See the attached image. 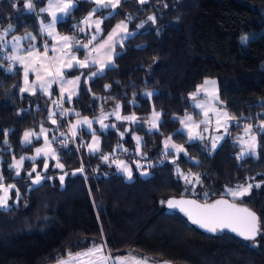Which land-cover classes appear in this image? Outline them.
Segmentation results:
<instances>
[{
  "label": "trees",
  "instance_id": "16d2710c",
  "mask_svg": "<svg viewBox=\"0 0 264 264\" xmlns=\"http://www.w3.org/2000/svg\"><path fill=\"white\" fill-rule=\"evenodd\" d=\"M24 1L0 0V29L14 26L8 38L31 33L42 49L38 17L47 0H33V13L25 11ZM93 8L94 3L81 0L72 16L57 24L58 30L79 34L72 25H80ZM112 11L96 13L104 22L95 41L120 21L133 35L115 46L114 65L102 74L88 79L94 66L65 71V76L80 77L76 94L63 99L66 113L55 111L61 97L56 85L49 96L21 92V65H11L0 55V173L4 184H15L20 191L17 200L15 189L11 190L10 207L0 208V264H53L94 243H106L105 250L112 255L133 253L154 263L264 264V236L252 246L231 231L210 233L161 203L173 198L213 202L227 197V186L261 183L238 203L256 212L264 226V136L256 133L261 145L258 157L237 159L236 140L243 123H252L255 132V124L264 120V0H148L143 5L139 0H122L113 16L104 19ZM149 16L156 17L155 23ZM247 33L255 36L241 44L240 37ZM29 42H23L25 47ZM205 78L217 82L218 106L239 119L231 122L229 135L213 151L207 140L189 141L178 130L182 115L199 116L191 94ZM145 91L153 93L146 96ZM111 102H120L123 114L136 116L146 150L154 147L148 150L152 162L145 176L134 168L127 180L110 160L101 158L121 142L131 147L129 134L121 136L116 129L94 131L101 138V150L95 153L87 147L92 134L84 129L72 137L68 134L76 117L95 116ZM153 109L160 112V122L157 130L148 132L144 123ZM53 112L55 125L49 119ZM39 127H47L51 137L58 132L69 135L63 142L60 136L51 140L63 167L50 161L45 169L43 158L26 159L17 176L9 167L11 156L33 152L41 138L23 145L21 136ZM166 135L182 144L187 155L169 152L162 159L161 140ZM117 154L131 155L120 150ZM177 167L192 174V179L199 175L202 184H195L193 191L177 174ZM32 168L36 171L30 178ZM37 173L44 179L33 185ZM59 173H64L63 183Z\"/></svg>",
  "mask_w": 264,
  "mask_h": 264
},
{
  "label": "snow or ice",
  "instance_id": "6c2138e0",
  "mask_svg": "<svg viewBox=\"0 0 264 264\" xmlns=\"http://www.w3.org/2000/svg\"><path fill=\"white\" fill-rule=\"evenodd\" d=\"M81 0H48L47 7L40 8V12L42 13H48V15L51 17L50 22L44 23L43 20H41L40 23V32L41 33H47L49 37H51L54 41H57L56 44L51 46V49L49 47V44L47 41L43 45V51L41 52L39 49L36 48V45L34 43H29L27 46L26 55H18L17 53L22 51L21 48V41L22 40H28V41H34L36 39L35 36H33L31 33L25 34L24 36H17L12 35L11 42L6 39V37L10 33L15 32V28L13 25L9 24L8 28H6L3 33H0V47L3 49H7L9 43H11V55H5L4 59L11 61L12 63H19L23 65V72H24V83L26 87L22 88V92L32 91L34 92L37 87L40 88L42 92L45 94H51L49 92V89L51 88L52 84L54 83H60L61 88V104L63 103L64 99V92L66 91L64 85H78L80 81V77L76 76L74 80L72 79H65V74L63 69H75V68H86L89 67V60L91 59V63L97 64L100 63L99 60L92 58L91 53L92 52H98L100 49H107L109 53L114 49L117 41V38H119V42L122 44L123 40L127 39L129 35H133V33L128 32V26L127 23L124 21H121L119 24L115 26V28L112 29V31L108 34L107 39L103 41L99 45L98 48H91L90 51H88V54L85 56L84 60H80L77 58L76 55L73 53L76 51H79L80 49L88 50L89 46L92 44L93 41L97 39V35L102 32L101 24L104 22L103 19H95L93 20V16L96 15L97 12L103 10V9H112V12H109L108 16L104 17V19H110L115 10L121 5L122 0H87L89 3H94L96 5L95 8H93L88 15L83 18L80 21V24L86 25L88 28H92L93 25L95 26V33L91 36V39L88 40L87 43H82L79 39H77L75 36H60L57 31V24L59 22L65 21L67 18L71 17L73 12L78 8L79 3ZM139 3L141 5L148 3V0H139ZM168 5L165 4L164 7H167ZM24 7L29 11V13L35 12V5L33 3V0H27V2L24 4ZM128 19H131V17H128ZM148 20L155 23L156 17L155 16H149ZM73 29H79L80 32H85L84 27H80L79 24H73ZM137 27H143V23L138 25ZM121 33H124V35H121ZM62 41L63 43H59ZM248 37L243 36L240 38L241 44H247ZM65 49H68L69 51H65ZM52 51L53 53H58V55L49 56V51ZM75 62V63H73ZM111 56L109 55V59L104 64V66L97 69V71L92 72L91 75L93 77L100 75L103 73L104 68L107 66V64H111ZM2 67V65H0ZM53 69H55V72H53ZM11 65L8 68V71H11ZM29 72H32L35 74L36 80L32 83H29ZM47 77H53L52 79H48ZM207 85L212 86V90L210 91ZM216 81L215 80H205L204 85L198 86L196 93L191 94L192 99L196 100L197 94L200 91H204L206 93V96L208 97L207 103H196L195 107L199 108L204 116L203 120H200L198 123L193 120V117L191 115H186V120H181L180 123L184 125L185 128L188 129V139L189 141L194 140H203V134L200 131H195L200 129L201 125H209L211 123V115L215 116V122L217 126V130H219L221 127L224 128L225 135L228 134V128L231 124V122H239V119L237 117H234L230 115V113L226 110H222L220 108H217L215 106L216 101H219V95L215 88ZM109 87V86H106ZM75 92L69 93L67 99L71 100L72 95H75ZM147 95L151 96L152 93H147ZM55 103V102H54ZM60 104H57V107H60ZM117 108H119V105H117ZM67 111V110H65ZM63 114V113H61ZM55 115V113H50L49 119L52 120V123L55 124L56 120L52 119V117ZM78 116L79 113H76ZM112 115H115L118 120H135V116H124L121 117L118 113L114 112ZM159 113L154 112L153 116L155 119L159 118ZM186 121L190 123H186ZM98 122L101 125V129H106L110 127L109 125H106L103 123V119H99ZM87 125V128L91 130L92 128V121L87 119L86 117L81 121L78 120L76 125H73V128L75 129L78 126ZM111 127H115L112 125ZM153 128L156 127L155 123L152 125ZM254 126L251 123L245 124L243 126V132L244 136L238 137L239 143L242 145L241 151L239 155L237 156V159H242L245 157H258L257 149L261 147L258 139H257V132L264 136V120L261 121V123L256 126V131L254 132ZM183 130H179V132L182 134ZM204 131H207V127H205ZM46 129L41 128V133H45ZM5 135H7V132H5ZM73 135H75V132H73ZM36 136L37 139H39V136L31 131H25L23 136V143L24 144H31L32 143V137ZM93 140L97 147H93V145H89L90 151L95 153L98 151V144L99 140L98 137H96L95 132H92ZM121 136H123V133H121ZM248 137L245 139L244 137ZM55 139V137H53ZM134 139L137 142V150L139 151L140 147V141L141 138L138 136H135ZM224 139V136H217L213 139L212 143V150H215L217 147L216 141ZM5 144H8L7 139L4 141ZM45 144L50 149L51 142L48 141L47 137L45 136ZM169 148L175 150L177 155L181 152H184L185 155H187V152L183 148L182 145H177L175 143L171 142V137L166 139L164 141V155L167 157L169 155ZM37 156L41 154V152H44L45 155L48 153L43 148H36L35 149ZM53 158H57L55 156L54 150H53ZM101 158L104 161L109 160L108 155H103ZM29 159L35 160L36 157H30ZM58 159V158H57ZM25 160L24 156H21L19 160H15L13 164H11L9 167L15 170V173L17 176L20 175L21 168L23 167V162ZM113 163L117 164V169L119 171H122L127 174L128 179L132 178V170L130 167H128L123 161H113ZM175 163V161H173ZM48 165L47 163L44 164V168L47 169ZM57 167H63L62 164L57 162ZM137 167L139 168L140 165L137 164ZM36 169L32 168V171L28 173V176L32 177V172H35ZM79 171L83 172V168H81ZM143 175H147V173H142ZM177 174L181 176L186 186L192 185V190L195 191V184H202V181L200 180L199 175H195L194 179L190 178V175H185L182 173L177 167ZM4 176L2 173H0V208H8L10 207L8 201L11 198L10 197V191L15 189L16 191V199L19 200L20 197V191L18 188H16L15 184H4ZM44 179L39 173L36 174V177L32 179L33 185L40 184L41 180ZM64 177H60L61 183H63ZM264 183V182H262ZM253 187L260 188L261 183H257L255 185L251 183L247 184H238L236 188L234 189H227L228 195H230L233 198V202H229L228 200L220 199L216 200L214 203L208 204V203H198L196 200L191 199H169L166 202L161 201V203H167V206L169 209H179L181 212H184L185 215L188 216V218L191 220L193 224L198 225L201 228H204L208 232H222L225 229H228L229 231L235 233L236 235L242 237L245 241H251L253 242L252 246H257L258 236H264V226H262L261 218L248 207H243L235 203L234 201L237 199H241L245 196L250 195L251 190ZM187 190V188H186ZM205 197L208 196V193H203ZM107 248V244H93L91 247L87 248L84 251L72 253L69 252L67 255L66 260H61L59 264H148V258H139L136 256L128 255V256H116L113 257L111 252H106L105 249ZM167 264V262H165Z\"/></svg>",
  "mask_w": 264,
  "mask_h": 264
},
{
  "label": "rangeland",
  "instance_id": "374dc122",
  "mask_svg": "<svg viewBox=\"0 0 264 264\" xmlns=\"http://www.w3.org/2000/svg\"><path fill=\"white\" fill-rule=\"evenodd\" d=\"M97 19H101V18H98V17H97ZM41 20H42V17L39 16V17H38V21H39V23H41ZM93 20H95V19H93ZM46 22H47V21H46ZM120 22H121V21H120ZM120 22H118L117 24H119ZM125 23H126V22H125ZM117 24H116V25H117ZM116 25H115V26H116ZM115 26H114V28H115ZM127 26H128V25H127ZM82 27H84V26L82 25ZM5 29H6V27L0 29V33H3V31H4ZM78 31H79V30H78ZM111 31H112V30H111ZM111 31H110V32H111ZM110 32H109V33H110ZM128 32H129V30H128ZM94 33H95V26L93 25V27H92V28H88V30L85 28V32H80V31H79V34H67V35H68V36H75V37H76L77 39H79L82 43H87L88 40L91 39V36H92ZM109 33H108V34H109ZM99 35H100V34H98L97 37H98ZM121 35H124V33H121ZM107 36H108V35H107ZM107 36L104 37L103 39L99 40V41H93L92 44L89 46V49H88L87 51L84 50V49H80L79 51H76V52H74L73 54L76 55L78 59H80V60H84V59H85V56L88 54V51H90L91 48H94V47H95V48H98L99 45H100L101 43H103L104 40L107 39ZM243 36H247V37H248V40H250V39L253 38L255 35L252 34V33H247V34L242 35L241 37H243ZM241 37H240V38H241ZM6 39H7L8 41L11 42V39H12V38H8V37H6ZM25 41H26V40H22L21 43L23 44V42H25ZM117 41H118L117 43H120V42H119V38H117ZM54 44H56V42H53V43H52V45H54ZM9 45L11 46V43H9ZM52 45H51V46H52ZM51 46H50V49H51ZM115 46H116V45H115ZM65 51L67 52V51H69V50H68V49H65ZM3 52H4V51H3ZM115 54H116L115 47H114V49L111 51V53H109L107 49H100L98 52H92V53H91V57H92V58H95V59H97V60L100 61V63L93 64V63H91V59L89 60V66H94V70H93L92 72H95V71H97L98 68L104 66V64H105V63L107 62V60L109 59V55L111 56L112 63H111V64H107V66L104 68V70H105L106 68H108V67L114 65V56H115ZM51 55H52V56H53V55H58V53H53V52L51 51ZM73 63H75V62H73ZM103 72H104V71H103ZM91 76H92V75H91ZM74 79H75V78H74ZM74 79H72V80H74ZM205 80H215V79H214V78H205V79L203 80V82H202L201 84H199L198 86L204 85V81H205ZM215 81H216V80H215ZM198 86H197V87H198ZM64 87H65L67 93H69L68 87L71 88V85H67V84H65ZM206 87H208V89H209L210 91L212 90V86H211V85H207ZM215 88H216V91H217V93H218L217 82H216ZM196 90H197V88H196ZM196 90H195L193 93H196ZM147 93H153V91H145V92H144V94H145L146 96H149V95H147ZM193 93H192V94H193ZM191 96H192V95H191ZM191 100H192V104H193V106L195 107L196 103H207V102H208V97L206 96V93H205L204 91H200V92L197 94V98H196V100H193L192 97H191ZM214 103H215V106H216L217 108H220V109H222V110H225V109H223V108H221V107L218 106V101H216V102H214ZM117 105H119V108H117ZM195 108H196V107H195ZM196 110H197L199 116H195L193 113L190 112V113H186V114L182 115V116L179 118V120H180V121H181V120H186V115H191V116L193 117V120L196 121V122L198 123L200 120H203V119H204V116H203V114H202V112H201V110H200L199 108H196ZM114 112L118 113L121 117H124V116H133V115H125V114L122 113V111H121V103H120V102H111V104H108V106L106 107V109H104L103 111H101V112L98 113L97 115L92 116V117H86L87 119H89V120L92 121V128H91V130H89V129L87 128V125L78 126V127H76L75 129L73 128V125H76V123H77L78 120H81V121H82V120L85 118V117H82V116H81V117H76L71 123H69L68 134L72 137V136H74V135H73V132H75V135H76V134L79 132L80 129H84V130H85L87 133H89V134H92L93 131H95V132H96L97 130L107 131L108 129H116V130H119L120 135H121V133H123V135H124V133H125V134H129L130 137L132 138V146L130 147V146H128V145H125L124 142L119 143V145H116V146H115V149L111 152V154L108 155V156H109V160H110V162H111L116 168H117V164H116V163H113V161H123L128 167L131 168V170H132V177H133V171H134V168H135L136 170L139 171L140 175L145 176V175H143L142 173H147V174H148V167H147V165H148V162H152V161L148 160V158H147V157L149 156V155H148V150H150V149H154V147H150L148 150H146V147H145V145H144L145 142H146L145 135H144V134H143L138 128H136V125H138V124H136V123L139 122L138 119L136 118V116H135V120H134V121H133V120H123V119L118 120V119L116 118L115 115H112V113H114ZM154 112L160 114V112H159L158 110L153 109V110L151 111V114H150L149 118H148V119L146 120V122L144 123V125H145V130H147L148 132H152V131H155V130L158 129V124H159V122H160V115H159V118H158V119H155L154 116H153V113H154ZM210 116H211V123H210L209 125H207V126H205V125H201V126H200V129L195 130V131H200V132H202L203 137H204L203 139H204V140H207V141L209 142V145H210L211 151H213V150H212L213 139H214L215 137H217V136H224V138H225L226 136H228L229 133H230V126H229V128H228V134L225 135V132H224V128H223V127H221L219 130H217V126H216V122H215V119H216L215 116L211 115V113H210ZM99 119H103V123L106 124V125H109L110 127L106 128V129H101V125H100V123L98 122ZM50 122H51L52 125H55V124H56V123L53 124V123H52V120H50ZM116 123H122V124H121V127H119V125L116 124ZM123 123H125V125H123ZM153 123H155V125H156L155 128L152 127ZM186 123H190V122L186 121ZM260 123H261V121H260V122H257L255 125L258 126ZM245 124H248V123H245ZM245 124L243 123V126H244ZM251 124H252V123H251ZM112 125H114L115 127H111ZM134 127H135V128H134ZM205 127H207V131H204ZM41 128L46 129V132L42 134V133H41ZM119 128H120V129H119ZM178 130H183L182 132L185 133V134L187 135V137H188V129L185 128L184 125H182L181 123L179 124ZM25 131H31V132H34V133H36V134L39 136V138H41V143H40L38 146H36V147L34 148V150H33L32 153H25L24 155H22V156L25 157V160L27 159V160H29V161H35V160H38V159H40V158H43V159L45 160V163H47V165L49 164L50 161H53V162H54V166L57 167V162H58V160H57V158H53V150H54V149H53L52 144H50V149H49L48 146H46V144H45V136L47 137L48 141H50V142H51V140H52V138H53V136L51 137V136L49 135V129H48L47 127H39L38 129H28V130H25ZM25 131L23 132V134H22V136H21V143H22L23 145H27V144H24V143H23V136H24ZM54 134H56L54 137H58V136L62 137L61 140H59V142H63L64 139H67L68 136H69V135L67 136L66 133H62V132H61V133L58 132V133H54ZM95 135H96V137H98V140H99V144H98V149H99V150H98V151H100V150H101V138H100L97 134H95ZM135 136H138V137L141 138L139 151L137 150V142H136V140L134 139ZM241 136H244L243 127H241L239 133H237V135H236L237 143H238V145L240 146V150L238 151L237 155H239V153H240V151H241V148H242V145L239 143V141H238L237 138H238V137H241ZM169 137H171V135H166V136H164V137L162 138V140H161V143H162V148H161L162 159H163V158H166L165 155H164V141H165L166 139H168ZM244 138L247 139L248 137L245 136ZM31 139H32V141H33V140L37 139V137H36V136H33ZM83 140H84V139H83ZM197 140H199V139H197ZM222 140H223V139H222ZM222 140L216 141L217 146L220 144V142H221ZM171 142H172V143H175V144H177V145H182V144H180V143L174 141L172 137H171ZM89 145H93V147H97V145L95 144V142H94V140H93V136H92V135L90 136V138H89V140H88L87 147H88ZM182 146H183V145H182ZM38 147H39V148H43V149H45V151H46L48 154L45 155L44 152H41V154H40L39 156H37L35 149L38 148ZM183 148H184V147H183ZM88 149H89V147H88ZM89 150H90V149H89ZM119 150L121 151L122 155L127 154L128 151H130L131 155H127V156H119V155L117 154ZM151 151H153V150H151ZM168 151L174 153V155L177 156V153L175 152V150L169 148ZM54 153H55V156L58 157V156H57V152H56L55 150H54ZM181 153H184V152H181ZM179 154H180V153H179ZM179 154H178V155H179ZM20 157H21V156H11V163H10V165L13 164V162H14V158H15V160H19ZM30 157H36V159H35V160L29 159ZM167 159L172 160L173 158H172V157H168ZM45 163H44V164H45ZM137 164L140 165L139 168L137 167ZM13 170H14V169H13ZM14 171H15V170H14ZM117 171H118L119 173L124 174V176H125V178H126L127 180H130V179H128L126 173H124V172H122V171H119L118 169H117ZM180 171H181L182 173H184L185 175H189L188 173L183 172L182 170H180ZM58 175H59V178H60L61 176L64 177V173H59ZM180 177H181V176H180ZM181 178H182V177H181ZM190 178H192V174L190 175ZM234 188H236V186H227V187H226V190H227V189H234ZM226 190H225V192H226V194H227V197L224 198V199H227V200H231V201H233V198H232L230 195H228V193H227ZM0 194H2V193H0ZM238 200H240V199L235 200V202H238ZM105 251H106V250H105ZM106 252H107V251H106ZM128 255L136 256V255H134L133 253H121V254L118 253V254H113L112 256H113V257H116V256H128ZM136 257L144 258V257H140V256H136ZM66 259H67V257L62 258V259H60L59 261H57V262H55V263H53V264H59V262H60L61 260H66ZM110 264H111V262H110ZM148 264H165V262H155V263H154V262L148 260ZM167 264H171V263L167 262Z\"/></svg>",
  "mask_w": 264,
  "mask_h": 264
},
{
  "label": "crops",
  "instance_id": "0c3cea01",
  "mask_svg": "<svg viewBox=\"0 0 264 264\" xmlns=\"http://www.w3.org/2000/svg\"><path fill=\"white\" fill-rule=\"evenodd\" d=\"M27 2V0H25L24 1V4ZM47 3H48V0H47ZM47 3H46V5H45V7H47ZM24 4H23V7H24ZM17 4H15V6H16ZM96 7V5L94 4V8ZM24 9H25V11H28L25 7H24ZM88 15V14H87ZM86 15V16H87ZM39 16H41L42 17V20H43V22L44 23H48V22H50V20H51V17L48 15V13H42V12H39ZM86 16H84L83 18H85ZM82 18V19H83ZM99 18V17H98ZM92 19H97V16H93V18ZM47 21V22H46ZM82 25L83 24H80L79 26L80 27H82ZM38 26H39V30H40V23H39V21H38ZM84 26V28H86L87 30H88V27L86 26V25H83ZM56 31H57V33L60 35V36H64V35H67V33H62V32H60L59 30H58V27L56 28ZM41 33V32H40ZM41 35L43 36V37H45V39L47 40V43L49 44V47L52 45V43L53 42H56L57 43V41H54L51 37H49L48 35H47V33H41ZM9 38H12V37H9ZM29 43H34V41H30ZM59 43H63L62 41H60ZM117 44H119V43H116V45ZM21 48H22V51L21 52H19V53H17L18 55H26V49H27V47H25V45L24 44H22L21 43ZM37 49H39L41 52L43 51V45H42V49L41 48H38V47H36ZM4 51V52H3ZM12 54V51H11V46L10 45H8V48L7 49H3L2 47H0V55H3V56H5V55H11ZM48 55L51 57L52 55H51V50L49 51V53H48ZM8 63L9 64H14V63H12L11 61H9L8 60ZM17 64H19V63H17ZM19 65H21V64H19ZM113 66V65H112ZM21 67H22V86H21V89L22 88H24V87H26V85H25V83H24V72H23V65H21ZM67 70H69V69H67V68H64L63 69V71H64V73H65V71H67ZM53 72H55V69H53ZM92 73V72H91ZM91 73H89L88 75H87V78L88 79H91L93 76H91ZM76 76H65V79L67 80V79H74ZM48 79H52L53 77H47ZM28 79H29V83H32V82H34L35 80H36V77H35V74L34 73H32V72H29V77H28ZM54 85H56V87H57V90H58V92H59V94H60V96H61V92H60V88H61V85H60V83H54V84H52V86H51V88L49 89V92L51 93V89H52V87L54 86ZM79 85V84H78ZM78 85H71V88H69L68 87V90H69V93H71V92H77L78 91ZM36 91H39V92H41V93H43L44 95H46V96H49V94H45L44 92H42L41 90H40V88L39 87H37L36 89H35V91L34 92H36ZM22 92V91H21ZM34 92H32V91H27V92H25V93H34ZM69 93H67V91H65L64 92V97H68V95H69ZM74 95H72V97H73ZM5 185H8V184H5Z\"/></svg>",
  "mask_w": 264,
  "mask_h": 264
},
{
  "label": "built area",
  "instance_id": "2783aa9c",
  "mask_svg": "<svg viewBox=\"0 0 264 264\" xmlns=\"http://www.w3.org/2000/svg\"><path fill=\"white\" fill-rule=\"evenodd\" d=\"M46 41H47V40L45 39V37L42 36V45H44V43H45ZM61 99H62V97H60V98H59V101H58V104H60L61 106H60V107H56L55 111L61 109V110H63L64 113H66V112H65V108H64L63 103L61 104ZM55 111H54V112H55ZM54 112H53V113H54ZM81 168H82V166H81L79 169H81Z\"/></svg>",
  "mask_w": 264,
  "mask_h": 264
},
{
  "label": "water",
  "instance_id": "95a60500",
  "mask_svg": "<svg viewBox=\"0 0 264 264\" xmlns=\"http://www.w3.org/2000/svg\"><path fill=\"white\" fill-rule=\"evenodd\" d=\"M184 199H188V200H191L190 198H184ZM222 199H224V198H222ZM177 200H179V199H177ZM218 200H220V199H218ZM224 200H227V199H224ZM229 202H233V201H231V200H228ZM198 202V201H197ZM215 201H213V202H207L208 204H211V203H214ZM235 202V201H234ZM198 203H201V202H198ZM235 203H237L238 205H240V206H243V207H246L245 205H243V204H241V203H238V202H235ZM201 204H204V203H201ZM177 210H179V209H177ZM180 211V210H179ZM181 212V211H180ZM183 214H185L184 212H182ZM187 216V215H186ZM188 217V216H187ZM196 225V224H195ZM196 226H198V225H196ZM199 227V226H198ZM199 228H201V227H199ZM201 229H204V228H201ZM205 230V229H204ZM225 230H227V231H229L228 229H225ZM210 233H212V232H210Z\"/></svg>",
  "mask_w": 264,
  "mask_h": 264
}]
</instances>
